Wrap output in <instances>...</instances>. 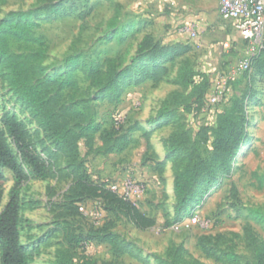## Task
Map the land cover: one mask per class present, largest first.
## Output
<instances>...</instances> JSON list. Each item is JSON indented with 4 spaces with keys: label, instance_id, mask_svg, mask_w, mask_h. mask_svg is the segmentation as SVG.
I'll return each instance as SVG.
<instances>
[{
    "label": "rangeland",
    "instance_id": "1",
    "mask_svg": "<svg viewBox=\"0 0 264 264\" xmlns=\"http://www.w3.org/2000/svg\"><path fill=\"white\" fill-rule=\"evenodd\" d=\"M154 1L151 7L156 9L163 26L153 38L161 45L173 47L172 55L155 61L166 69L156 85L148 79L139 81L138 65L148 61L133 60L138 43L148 34L144 26L135 28L133 0H4L0 4V22L11 11L40 9L41 15L28 20L37 23L33 33L42 45L8 39L7 55L28 58V74L34 81L72 71L78 83L73 100L93 116L92 129H74L80 136L75 156L68 158L42 127L33 109L18 98L10 84L9 60L0 57V118L7 113L20 121L35 151L52 168L46 179L31 176L20 190L22 242L30 249L29 264H55V249L66 248L67 237L85 236L110 221L114 226L107 229L118 236L126 252L115 255L110 245L94 241L84 251L80 248L74 253L73 264H158V257H168L176 247L189 261L230 264L225 256L229 252L239 264H252L253 246L264 242V54L250 69L228 81L222 101L212 104L207 99L212 88L210 80L242 58L245 44L232 24L222 19L225 28L212 29L210 18L195 38L177 33V22H162L163 16L167 21L178 17L182 7L188 11L202 9L209 14L218 0ZM164 34L169 38L164 39ZM224 42L230 48H225ZM40 48L44 52L37 57ZM70 55L101 72L114 66L116 71L130 73L118 78L117 96H103L86 78L84 70L65 64ZM179 68L184 69L187 82L193 75L196 89L176 82ZM50 89L54 92L55 86ZM174 90L181 96H174ZM62 95L66 101L70 97L67 90ZM167 107L173 109L168 114V124L150 134V121ZM223 111L231 112L237 126L245 131L244 145L231 159L228 169L219 167L210 131ZM207 128L208 139L199 140L201 130ZM173 131L185 132L181 136L183 149L178 151L171 150L164 139ZM125 140L122 151L103 153L107 146H119ZM6 141L14 148L8 136ZM176 152L184 158L198 155L214 170L207 183V176L202 174L195 184L194 196L179 210L175 206L172 170L168 168ZM159 161L164 168L157 167ZM78 163L92 180L106 186L115 179L118 168L123 173H118L117 178L131 177L149 184L137 206H147L145 213L155 219V225L138 232L113 212L108 218L99 197L79 203L88 209H101L99 220L77 213L73 193ZM0 173L4 178L0 180L4 189L1 209L8 199L13 176L5 169H0ZM192 214L199 220H209L210 225L189 223Z\"/></svg>",
    "mask_w": 264,
    "mask_h": 264
},
{
    "label": "trees",
    "instance_id": "2",
    "mask_svg": "<svg viewBox=\"0 0 264 264\" xmlns=\"http://www.w3.org/2000/svg\"><path fill=\"white\" fill-rule=\"evenodd\" d=\"M3 1L0 0V4ZM41 14L42 12L38 7L25 12H9L7 18L0 22V57L5 56L9 60L11 68L10 84L15 89L18 98L33 109L42 127L55 138L67 157L70 158L76 154V144L80 136L74 133V129H92L90 121L93 118V116L87 114L86 107H80V102L73 100L74 92L78 89V83L72 71L46 78L44 81H34L28 74V58L18 59V56L7 55L8 39L42 45V40L33 33V28L36 27L37 23L28 20L30 17H37ZM172 48L171 45H161L151 34L144 35L138 43L136 55L133 57L134 61H148L138 65L139 81L148 79L154 85L158 84L166 69L156 64L155 61L161 57L172 55ZM43 52L44 49L40 48L37 50L36 56L40 57ZM262 54H264V49H261L257 56L252 59L249 69L259 60ZM65 64L74 69L84 70L86 78L91 80L92 85L97 87L99 93L103 96H117L118 78L130 73L129 70L116 71L114 66L107 72H101L88 64L81 63L78 56L74 55L68 56L65 59ZM183 71V68H179L176 82L196 89L198 85L192 78L193 75L187 82ZM51 86H55L54 92L50 89ZM65 90L70 93L67 101L63 99L62 95ZM173 95L181 96L178 92H173ZM172 110L167 107L160 114L168 116L172 113ZM201 131L199 140H207L208 128ZM210 131L214 136V154L220 159L219 167L228 169L231 159L244 145L245 131L237 126L229 111L218 114ZM184 133V131H173L166 138L165 142L171 150L183 149L184 142L183 139L181 140V136ZM107 135L111 136L110 134ZM6 136L11 139L14 148L9 146ZM114 140H117V138ZM126 142L125 140L124 144L119 146L114 144L107 146L103 153L122 151L126 146ZM156 165L158 168L163 167V163ZM170 166L173 175L175 206L176 210H179L194 196L195 184L202 174L207 176L204 180V183H207L213 177L214 170L210 168L204 158H200L198 155L184 158L177 152L170 159ZM0 169L7 170L13 176V184L8 192V199L0 209V264H29L31 260L30 249L21 242L20 238L23 228L20 190L23 183L31 176L36 179H46L51 174L52 168L48 161L35 151L21 122L7 113L0 118ZM76 170L79 175L75 180L73 196L77 213L81 214L78 211L79 203L87 198L99 197L103 202V208L107 212L108 218H110V212H113L115 215L123 217L130 225L140 231L150 229L155 225V219L142 212L133 202L110 190L105 183H97L92 180L81 163L76 165ZM3 179L0 173V180ZM3 193L4 189L0 184V205ZM113 226L114 222L110 221L103 228L93 230L85 236L67 237L65 245L68 246L64 249H55V264L75 263L74 253H77L80 248L84 251L94 241L110 245L115 255L125 253L126 249L118 242V236L107 229ZM202 249L206 250L204 246H202ZM252 252V264H264V242L260 241L255 244ZM225 256L230 264H239L237 257L232 253H225ZM157 259L158 264H215L201 260L189 261L182 255L180 247H176L173 252H169L168 257H158ZM89 264L97 263L91 262Z\"/></svg>",
    "mask_w": 264,
    "mask_h": 264
},
{
    "label": "built area",
    "instance_id": "3",
    "mask_svg": "<svg viewBox=\"0 0 264 264\" xmlns=\"http://www.w3.org/2000/svg\"><path fill=\"white\" fill-rule=\"evenodd\" d=\"M217 14L220 19L232 24L245 46L244 54L237 63L227 71H219L221 75L210 80L212 88L207 94V99L212 104L222 101L226 83L234 80L239 73L248 70L252 59L261 49H264V0H219ZM176 28L179 34H185L191 38L198 36L192 22L184 21ZM223 45L225 48H230L228 42H224ZM108 188L137 205L138 200L150 187L143 180L136 181L131 177H124L112 180ZM78 210L83 216L94 220H99L102 216V210L99 208L88 209L83 204H79ZM188 222L205 227L210 225L209 220H199L196 214H192Z\"/></svg>",
    "mask_w": 264,
    "mask_h": 264
},
{
    "label": "crops",
    "instance_id": "4",
    "mask_svg": "<svg viewBox=\"0 0 264 264\" xmlns=\"http://www.w3.org/2000/svg\"><path fill=\"white\" fill-rule=\"evenodd\" d=\"M153 1L154 0H133V3H134L133 12H134V15H135V19L134 20H136L135 21V23H136V27L135 28L138 29L139 26L140 27L144 26L147 29V33L148 34H152V36H156L155 35L156 34V30H159L160 28L162 29L163 25H161L162 23H159V20H158V17H157V13H156V9H153V7H151V6H153L152 5ZM218 1H217L216 5H215V7L213 9V12H211L209 14L207 12L203 11L202 9H196L195 11H188L185 7L184 8L182 7L180 9V13H179L178 17H176V18H174V17L173 18H169L168 17L169 19L167 21L166 18H164V16H163V17H161L162 20H163L162 22H164L165 25H166L167 22H171L172 25L175 24V22H177L176 24H178V25L180 23L184 22V21L185 22H192V23H194V26H195L198 34H200V32L205 29L204 26H206V24H208V22H209V21L208 22H205V21H207V19L212 18L213 21H210V23H209V24H212V29L213 28L215 30L223 29V28L226 27V25H224L225 22H222V20H220V17L217 14ZM181 3H182V0H181ZM143 19H144V21L141 22V20H143ZM229 24H231V23L229 22ZM168 38L169 37H167L166 34H164V39H168ZM178 85L179 84H177V86ZM171 92H175V90L171 91ZM176 92H178V91H176ZM166 97L161 102V105L166 100ZM169 119H170L169 116L164 115V114L163 115L160 114L157 117H155V119L150 121V123H149V126L151 128L150 129V131H151L150 134L153 132V130L156 131V130L160 129L161 127L166 126L168 124ZM171 133H169L166 137H164V139H166ZM119 154H117V155H119ZM158 163H161V161L157 162L156 164H158ZM105 167H106V170H107L108 169V164L107 163L105 164ZM141 168L144 170V167H141ZM163 168H164V164H163ZM168 168L171 171V166L170 165H169ZM129 169L130 170H133V169L137 170V167H135L133 169L132 168H129ZM118 173H123V172L120 171V169L118 168L116 170V172H115V178H117ZM138 208L144 213H145V211L147 212V206L145 204H144V206H141V207L138 205ZM133 229L135 231L142 232L140 230L135 229L134 227H133ZM144 231H146V230H144ZM20 238H21V242H22V231H21V237Z\"/></svg>",
    "mask_w": 264,
    "mask_h": 264
}]
</instances>
